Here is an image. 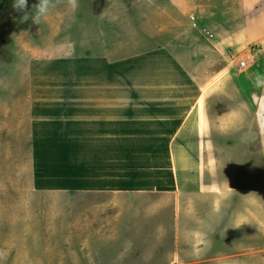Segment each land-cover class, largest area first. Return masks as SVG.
<instances>
[{
  "label": "rangeland",
  "instance_id": "1",
  "mask_svg": "<svg viewBox=\"0 0 264 264\" xmlns=\"http://www.w3.org/2000/svg\"><path fill=\"white\" fill-rule=\"evenodd\" d=\"M37 2L28 0L29 8ZM263 6L264 0H79L76 10L61 3L33 23L12 0H0V264L167 261L155 235L162 227L172 231L180 201L173 194L48 189L37 184L47 173L39 168L34 175L32 167L35 145L49 148L39 161L52 163L67 145L34 144V136L75 132L56 125L69 117L48 116L57 108L43 92L137 85L135 71L156 49L210 90L212 152L204 180L216 193L209 264H264V103L244 94L246 74L264 68V28L252 20ZM249 47L259 48L240 69ZM37 116L43 119L35 124ZM146 234L155 240L142 239Z\"/></svg>",
  "mask_w": 264,
  "mask_h": 264
},
{
  "label": "crops",
  "instance_id": "2",
  "mask_svg": "<svg viewBox=\"0 0 264 264\" xmlns=\"http://www.w3.org/2000/svg\"><path fill=\"white\" fill-rule=\"evenodd\" d=\"M254 17L263 30L264 6ZM142 61L144 66L138 65L143 67L134 73L137 85L72 86L43 92L50 96L45 103L57 108L48 116L69 117L71 121L56 125L72 126L75 132L34 136V144L67 145L54 163L51 156L50 162L39 161L50 150L35 145L33 173L39 168L47 173L48 179L37 184L48 189L173 194L180 201L174 205L172 231L162 227L155 235L161 241L156 249H165L168 255V263L163 264H209L214 250L209 210L215 207L216 193L214 184L204 180L205 155L210 158L212 152L207 150L210 90L204 93L205 88L196 85L163 49L147 52ZM245 77V100L264 103V68L259 65ZM37 119L43 117L37 116L35 124ZM151 234L141 238L155 240Z\"/></svg>",
  "mask_w": 264,
  "mask_h": 264
},
{
  "label": "clouds",
  "instance_id": "3",
  "mask_svg": "<svg viewBox=\"0 0 264 264\" xmlns=\"http://www.w3.org/2000/svg\"><path fill=\"white\" fill-rule=\"evenodd\" d=\"M74 11L79 6V0H38L29 8L28 0H12V8L17 13H22V19H32L38 23L41 18L49 15L58 5L65 3Z\"/></svg>",
  "mask_w": 264,
  "mask_h": 264
},
{
  "label": "built area",
  "instance_id": "4",
  "mask_svg": "<svg viewBox=\"0 0 264 264\" xmlns=\"http://www.w3.org/2000/svg\"><path fill=\"white\" fill-rule=\"evenodd\" d=\"M259 47H249L246 51V55L241 58L239 61H238V68H243V67H246V63L249 61V60H253V54L251 53V51H257Z\"/></svg>",
  "mask_w": 264,
  "mask_h": 264
}]
</instances>
